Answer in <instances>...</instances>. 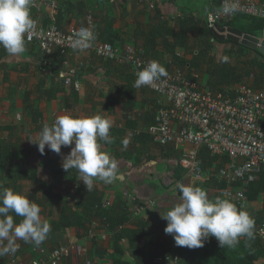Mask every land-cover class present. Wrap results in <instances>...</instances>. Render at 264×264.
Wrapping results in <instances>:
<instances>
[{"label": "crops", "instance_id": "0c3cea01", "mask_svg": "<svg viewBox=\"0 0 264 264\" xmlns=\"http://www.w3.org/2000/svg\"><path fill=\"white\" fill-rule=\"evenodd\" d=\"M207 11L206 1L65 0L59 1L53 18H49L48 8L42 14L46 22L67 32L82 26L86 13L90 12L94 17V43L114 44L119 51L125 45H132L147 61H158L172 70L178 68L161 40L156 41L155 49L146 50L145 53L143 36L150 34L159 21L171 29L183 17L205 22ZM26 47V52L20 56H11L0 47V146L11 148L13 159L9 162L10 168H37L39 176L53 194L60 195L65 203H77L87 189L76 169L72 176H50L39 166L49 160L57 162L62 168L63 157L70 153L74 143L70 147L62 146L61 154H56L47 146L44 154H41L38 146L32 142L45 124L51 125L58 117L70 115L83 118L101 114L102 110L113 121L110 134L115 137L113 144L105 145V151L118 160L120 176L112 184L97 181L93 189L109 202L116 197L124 199L132 218H136V210L141 207L140 217L150 221L153 232L158 236L157 243L169 242L175 247L173 236L164 231L167 221L161 215L170 210L171 203L178 202L176 197L181 193L176 192L177 183H191L207 192L215 190L213 195L208 194L212 200L216 199L217 191L210 181L193 178L177 167L178 151L174 147H164V154H161L159 145L152 143L149 137H139L151 125L154 113L163 100L146 88H135V79L128 65L102 61L92 51L73 55L55 52L49 63L38 47ZM186 58H191V55L187 54ZM61 61L82 68L78 76V91L63 85L61 73L64 74L65 68ZM202 67L198 71L192 70V76L200 71L205 72L206 66ZM199 85L206 88L205 80L203 85ZM124 139L128 141L126 148L122 145ZM214 167L217 166L213 164L211 168ZM10 168L7 172L0 171V183L13 182ZM17 187L15 192L24 195L32 191V183L28 180L17 182ZM125 194L130 198H125ZM261 195L258 200L262 198ZM258 200L249 202L246 209L253 217L264 211ZM147 201H153L154 205L146 207ZM47 210L41 209L40 215L42 220L50 223L51 218L45 214ZM90 233L77 239L71 227L51 231L42 245L47 251L59 245L76 247L77 250L61 264H85L87 258L93 264H115L112 234L95 229ZM6 243L0 242V247ZM16 244L17 251L0 256L1 261L15 256L28 262L40 256L38 248L31 243L17 240ZM121 247L125 252L121 259L129 262L128 241L123 239ZM142 247L150 264H169L170 260L177 264L172 253L164 255L154 243L145 241ZM260 264H264L263 259Z\"/></svg>", "mask_w": 264, "mask_h": 264}, {"label": "built area", "instance_id": "2783aa9c", "mask_svg": "<svg viewBox=\"0 0 264 264\" xmlns=\"http://www.w3.org/2000/svg\"><path fill=\"white\" fill-rule=\"evenodd\" d=\"M59 1L65 0H33L31 14L35 23L26 36V45L38 47L49 63L55 52L61 55L79 53L72 49L76 34L82 36L85 30L94 29V17L90 12L86 13L82 26L67 32L46 23L43 10L48 8L49 18H53ZM193 1L207 2L204 23L210 31L229 27L228 24L240 15L261 20L264 25V0ZM226 2L237 3L239 11L232 15L220 14ZM88 50L102 61L128 65L135 80L137 72L150 62L132 45H125L119 51L116 46L99 42L93 43ZM60 64L65 68L63 85L78 91L82 68L71 66L67 61ZM166 71L167 76L155 81L153 86H143L163 100L145 133L154 144L174 147L178 151L177 167L191 177L224 182L226 187L216 190L217 198L228 199L246 210L249 203L246 191L236 184L253 183L264 172V91L244 83L212 91L201 88L196 76L188 78L180 69ZM202 149L227 161L221 167L205 170L199 157ZM125 198L130 196L125 194ZM145 204L150 207L154 202ZM109 205V201L103 200L102 208ZM141 212L142 208L138 207L135 217H140ZM256 235L264 241V218L256 225ZM76 250L71 245H59L47 251L41 245L38 248L40 256L36 259L26 262L14 256L5 262L0 260V264H61ZM85 264L93 263L87 258Z\"/></svg>", "mask_w": 264, "mask_h": 264}, {"label": "clouds", "instance_id": "9594fccd", "mask_svg": "<svg viewBox=\"0 0 264 264\" xmlns=\"http://www.w3.org/2000/svg\"><path fill=\"white\" fill-rule=\"evenodd\" d=\"M33 0H0V47L11 56H20L26 52V36L35 23L32 14ZM239 11L237 3H225L220 14L232 15ZM96 34L93 28L77 33L72 49L84 52L93 46ZM64 74L61 73V76ZM135 88L153 86L154 82L167 76V71L158 61H150L147 67L138 71ZM89 117H58L51 125L45 124L33 144L41 154L45 147L61 154L63 147H71L70 153L63 157L62 168L65 172L76 169L80 181L87 191H91L97 181L112 184L119 179V162L105 151V145L115 142L110 134L113 121L104 111ZM19 118V117H18ZM124 139L122 145L127 147ZM176 192L181 193L171 203L162 219L167 221L166 234L173 236L175 245L197 249L204 246L210 237H215L220 247L235 248L244 238L245 243L256 236V221L247 211L228 200L209 199L205 189L191 183L178 182ZM10 213L22 218L17 224ZM41 208L24 194L0 185V256L14 254L17 240L31 243L39 248L47 239L51 225L41 218ZM169 264H175L174 261Z\"/></svg>", "mask_w": 264, "mask_h": 264}, {"label": "trees", "instance_id": "16d2710c", "mask_svg": "<svg viewBox=\"0 0 264 264\" xmlns=\"http://www.w3.org/2000/svg\"><path fill=\"white\" fill-rule=\"evenodd\" d=\"M175 26L171 29L164 22L159 21L151 33L142 38L144 52L155 49L156 41L160 39L175 66L178 69H185L188 78L192 77V70L198 71L201 66H206L204 72L205 85L209 90L223 91L227 87L242 83L245 78L253 77L252 87L264 91V56L258 51L250 50L228 40H216L212 32L194 18L183 17ZM228 26L244 34L256 35L263 29L262 26L264 25L261 20L240 15L235 17ZM190 35L195 37L192 41H190ZM213 41L221 45L231 42L248 51L252 56H249L246 61L236 64H230L226 61L219 62L218 55L211 52ZM111 45L115 46L114 44ZM194 47H196L195 50ZM230 53L232 52L228 51L227 56ZM187 54H190L191 58L187 59ZM139 137H148V135L141 133ZM158 147L160 153L164 154L165 148ZM199 157L205 170H209L213 164L221 167L227 161L224 157L219 159L217 156H212L204 149L200 151ZM12 159L11 148L0 146L1 172L8 171L9 162ZM39 166L50 176L68 177L74 175V169L65 172L55 161L47 160ZM10 170L13 182L0 183V185L16 191L17 182L21 180L30 181L32 191L25 196L38 204L43 211L48 208L45 214L51 218V231H63L71 227L75 230L77 239L87 236L94 229L112 234V253L116 257L115 264H150L146 258L144 247H142V243L145 241L157 245L164 255L172 253L179 260L178 264H260V260H264V241L257 235L254 240L247 244L244 238H241L240 244L235 248L220 247L215 237H210L203 247L197 249L173 247L169 242L157 243L158 236L153 232L150 221L141 217L132 218L127 210L126 201L120 197L110 201L107 208H102L103 196L96 189H92L89 192L86 191L77 203L68 204L61 200L60 195L53 194L51 189L46 187V182L39 176L37 168L21 169L13 166ZM208 181L216 190L226 187L224 182H217L214 179ZM236 185L244 188L249 202L257 201L259 196L264 193V172L253 183L247 185L237 183ZM10 214L14 217V223L18 224L22 220L14 213ZM263 218L264 211L257 213L254 216L256 225ZM123 239L129 243V254L131 255L129 262L121 259L125 255L121 247Z\"/></svg>", "mask_w": 264, "mask_h": 264}, {"label": "rangeland", "instance_id": "374dc122", "mask_svg": "<svg viewBox=\"0 0 264 264\" xmlns=\"http://www.w3.org/2000/svg\"><path fill=\"white\" fill-rule=\"evenodd\" d=\"M200 22H202V21H200ZM202 23H204V22H202ZM259 37H261V35H259ZM193 38H195L194 35H190V41H192ZM188 49H191V48H188ZM195 49H196V47H194V50ZM228 51L232 52V53H230L229 56H227ZM211 52L216 53L218 55V61L219 62H221V61L225 62L226 61L228 63L230 62V64L241 63L242 61H246V59L249 56H252V55H250V53L248 51L241 49L238 45H235L231 42H226L225 44L221 45V44L213 41L211 43ZM222 59H224V60H222ZM203 68H204V66L202 67V69ZM180 70L185 73L184 69L180 68ZM194 76H196V79L199 81V83L201 85H203L204 80H205L204 71H200V72H198V74H196ZM253 81H254L253 77L245 78L242 80V82L244 84L249 85L251 87L253 86ZM207 193L209 194V196H211V195H213V193H215V190H212L211 192H207ZM261 197L262 198H260L258 200V204L262 203L261 205H262L263 210H264V194H262ZM215 198H217V196ZM175 261L178 264L179 260L177 258Z\"/></svg>", "mask_w": 264, "mask_h": 264}, {"label": "water", "instance_id": "95a60500", "mask_svg": "<svg viewBox=\"0 0 264 264\" xmlns=\"http://www.w3.org/2000/svg\"><path fill=\"white\" fill-rule=\"evenodd\" d=\"M211 32L214 38L218 41L228 40L238 43L250 50L258 51L264 56V26L261 32L256 35L244 34L232 27L217 28ZM259 35H261V37H259Z\"/></svg>", "mask_w": 264, "mask_h": 264}]
</instances>
